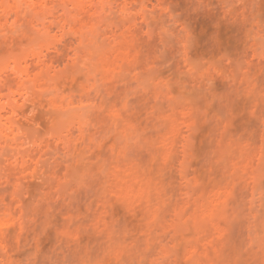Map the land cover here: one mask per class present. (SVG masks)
I'll list each match as a JSON object with an SVG mask.
<instances>
[{
  "label": "rangeland",
  "instance_id": "374dc122",
  "mask_svg": "<svg viewBox=\"0 0 264 264\" xmlns=\"http://www.w3.org/2000/svg\"><path fill=\"white\" fill-rule=\"evenodd\" d=\"M0 264H264V0H0Z\"/></svg>",
  "mask_w": 264,
  "mask_h": 264
}]
</instances>
